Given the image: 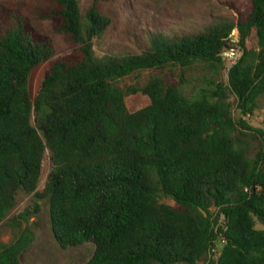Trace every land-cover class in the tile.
Instances as JSON below:
<instances>
[{
    "label": "trees",
    "instance_id": "1",
    "mask_svg": "<svg viewBox=\"0 0 264 264\" xmlns=\"http://www.w3.org/2000/svg\"><path fill=\"white\" fill-rule=\"evenodd\" d=\"M48 2L38 15L70 48L54 60L50 38L0 1V221L23 191L49 197L61 248L95 245L85 264H264V130L242 118L264 95V0L196 33L150 32L139 53L95 50L110 23L95 4L82 13L77 0ZM235 27L241 53L227 84L188 96L154 77L141 88L149 104L129 111L126 91L112 81L169 64L222 69ZM252 31L257 49L246 45ZM46 61L32 97L30 73ZM230 95L241 118L232 116ZM246 131L260 144L253 158L235 135ZM46 150L52 168L38 191ZM33 240L26 226L0 241V264H21ZM215 246L217 261L206 262Z\"/></svg>",
    "mask_w": 264,
    "mask_h": 264
},
{
    "label": "rangeland",
    "instance_id": "2",
    "mask_svg": "<svg viewBox=\"0 0 264 264\" xmlns=\"http://www.w3.org/2000/svg\"><path fill=\"white\" fill-rule=\"evenodd\" d=\"M6 6L20 10L30 19V25L38 37H49L53 47L52 60L70 51L62 34L53 31L50 20L39 17L38 12L49 5L48 0H0ZM82 13L95 4L99 11L109 17L110 23L103 34L93 41L99 53H139L148 47V34L162 31L166 34L196 33L220 19L237 21L249 9V0H77ZM248 48L257 49V37L252 31L246 40ZM50 61L37 65L29 76V90L32 97L39 91ZM158 77L165 83L178 86L181 91L193 96L203 89L214 87L215 83L227 84V63L222 69L195 62L188 66L169 64L161 69H143L112 81L113 85L126 91L124 101L129 111H136L149 104V98L141 91L150 79ZM231 113L234 118L242 115L237 108L236 98L230 95ZM251 126L264 125V95L257 99L256 107L249 116L242 117ZM247 155L253 158L260 148L259 141L251 136L236 133ZM52 168L49 150L44 153L41 175L37 190L41 191ZM161 201L174 205L168 197ZM211 211L215 209L211 207ZM25 213L24 218L20 217ZM29 226L34 233L33 242L21 253V264H85L93 255L95 245L85 242L76 246L61 248L56 242L50 219L49 197H36L33 193L20 191L17 203L5 219L0 221V241L9 243L14 235ZM256 227H263L257 223ZM204 262V261H203ZM204 264V263H201Z\"/></svg>",
    "mask_w": 264,
    "mask_h": 264
},
{
    "label": "built area",
    "instance_id": "3",
    "mask_svg": "<svg viewBox=\"0 0 264 264\" xmlns=\"http://www.w3.org/2000/svg\"><path fill=\"white\" fill-rule=\"evenodd\" d=\"M239 37H240V33H239L238 28L237 27L233 28L228 35V39L231 43H233L234 47L224 49L223 52L221 53L222 58L227 63V71L233 64L236 63L241 53V49L239 46ZM246 115L249 116V114H246ZM261 128L264 130V125H262ZM217 210L218 209L215 208V213L217 212ZM221 238H222L221 242H224L225 239L223 235L221 236ZM219 255H220V248L218 246L211 247L207 253L206 262H209L211 260L217 261Z\"/></svg>",
    "mask_w": 264,
    "mask_h": 264
},
{
    "label": "water",
    "instance_id": "4",
    "mask_svg": "<svg viewBox=\"0 0 264 264\" xmlns=\"http://www.w3.org/2000/svg\"><path fill=\"white\" fill-rule=\"evenodd\" d=\"M204 214H206V213L204 212ZM201 263H203V260H198L196 264H201Z\"/></svg>",
    "mask_w": 264,
    "mask_h": 264
}]
</instances>
